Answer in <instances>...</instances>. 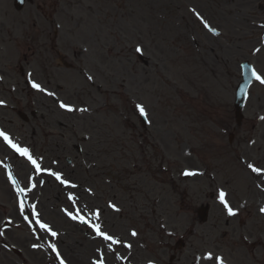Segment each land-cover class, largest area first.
<instances>
[{
  "label": "rangeland",
  "instance_id": "obj_1",
  "mask_svg": "<svg viewBox=\"0 0 264 264\" xmlns=\"http://www.w3.org/2000/svg\"><path fill=\"white\" fill-rule=\"evenodd\" d=\"M10 4L11 0H0V31H2L7 23L8 27H16L17 25L22 27L20 23L24 22V27L35 26L37 30L43 28L46 32H50V34L45 33L40 35L36 33L35 29H32L30 37H35V39L41 37L44 42H49V40L53 41V37H55L54 33L58 32L57 39L60 41V39L65 37L61 32H73L74 34L72 36L67 35L71 36L72 40L66 38L64 41L71 43V45L74 44L79 51L87 47V50H93L95 55L100 58L105 54V50L110 53V56L108 54L109 61L111 62L110 79H108V99L106 100L103 95L98 96L94 91L92 96L89 93H84L78 97L79 103L90 106L91 111H89V114L79 116L77 141L81 142V136L87 135L88 132L92 133L93 139L98 141L95 147V154L93 155V173H89L86 166L66 164L65 158L68 154L67 152L70 149V145L75 141L74 134L71 133L72 130L69 128L61 129L55 135L47 131L48 133L43 137L40 134L30 136L29 128L21 125V122L16 121L9 111L3 110L1 112V118L16 136L32 145L35 152L42 156L47 164L56 161L60 169L80 181L82 188L94 187L95 194L92 199L83 193L84 200L90 201L88 203L83 202V204H89L96 210H99L103 205L106 206L107 201H110L119 207L121 212L118 214L116 212H109L107 208L104 209V223L107 228L113 230L123 240L130 242L132 247L128 250L120 248L113 254L108 253V260L111 264H113L114 257L119 255L126 257L129 261L143 258V254H148L142 246V244H145L148 235L143 231L140 233L137 231L139 234L134 240L127 233L128 229L125 228L129 223L128 221L133 216H136L135 205L130 202L127 194L112 187H107L105 185L107 178L103 173L109 158L115 160L116 165L121 164L122 166L128 165L125 158L130 160V164L134 161L132 155L121 157L118 154H114L110 156V147L106 143H103L105 142L103 140L107 139L112 133L119 135L127 134L120 125L121 93L117 86L118 84L112 78H118V76L122 78L129 90L132 89L130 87L131 84L136 83L134 73H130L129 70L125 73L118 70L114 56H119L122 52L125 54L126 51L134 54L133 51L139 47L141 52L150 58L151 63L149 68L141 66L143 71L148 69L142 74V85L145 87L141 92L135 93L140 97H149L150 102L155 106L154 111L159 114L164 109L163 107H165L159 106V104L160 102H165L168 96H170L175 106L178 105L177 97H180L188 105H192L193 102H207V105L211 103L212 106H215V96L210 98L211 95H215V77L209 76L207 71L200 67L199 58L207 57L210 63L214 65L216 48L222 47V51H228L225 48L229 47L228 45L223 47L222 40L220 39L230 41L231 43L236 41L239 46V54L246 51L245 41L250 47L257 36L252 28L257 16L253 10V6L262 4V0H32L20 12L11 10ZM45 6H51L54 10L47 12ZM188 6L208 18L211 25L220 30L222 37L220 39H214L209 35H205L200 29H197L195 27L196 22L187 9ZM40 8L43 11H40ZM261 18H264V12L261 14ZM247 22L251 23V27L247 25ZM185 23L188 24V27ZM57 27L59 28L58 30ZM30 40L33 39L30 38ZM196 41L199 42V45H197ZM139 44L141 45L139 46ZM99 46L104 48L98 50L97 48ZM211 48L213 49L211 51L212 54L209 53ZM17 51L19 52L20 50ZM242 58L247 59L245 57ZM256 64L262 67L261 63L256 62ZM77 66L82 67L87 72L94 71L92 64L86 61L80 65L77 64ZM0 73L2 72L0 71ZM40 74V71L33 73L34 76H39ZM12 75V72L6 73L8 79ZM211 77L213 79H209ZM166 79H168L169 87L163 84V82H166ZM190 79L192 81H189ZM96 81L100 83L105 82L100 76H97ZM200 82L203 89L212 90L213 92L210 96H201V98L193 99L194 93L191 90V86L194 83L199 84ZM255 87L253 91L254 95L261 98L264 95V88L259 86ZM66 89L70 90L72 95L76 97L75 90L71 87ZM34 93H30V96L32 94L30 97L31 100L39 101L43 99L40 92ZM186 94L189 95L190 99L186 97ZM15 95L16 99L17 97H23L21 92ZM160 95H163V97ZM256 110H260L261 113L264 111L263 99H261L260 104L252 100L246 111L247 116L249 118L255 117ZM176 113H180L181 116H186L184 110L176 111ZM161 116L163 114L157 115L156 113H152V118L155 122ZM65 120L70 121L69 119ZM90 122L95 124L93 128L88 126ZM105 123H108L105 126L106 128L103 127ZM198 142L199 140L193 138L176 139L174 147L177 146L178 151L176 148L171 150L162 143L166 151L165 153L168 152L169 161L174 169H176L174 174L176 186L174 188L171 187L172 192L169 194L166 203L161 205L163 209L167 210L166 216L175 218V222L180 219L175 216H190L191 218L197 216L196 209L201 204L209 203L210 206L212 205V210L206 224H196L193 227L190 222V227L195 228L197 234L200 230L208 232L210 228L219 225L222 226L223 222L231 217L216 195L215 198L211 199L204 197V192L209 188L208 184H210L213 191L216 188L212 184L217 181L212 180L211 175H215L221 186L220 188L228 192L226 193L223 189H218V191L223 190L226 193V201L231 208L237 200H239L237 204L240 202L249 204L247 200H250L247 190L250 182L248 172L245 169L248 167V163L242 164L241 162H236L232 165L233 167L229 169V172L234 173L235 180L233 183L228 181V183L225 182L226 184H223L224 180L221 178V170L224 163L216 162L213 159L214 157L207 155L205 152L199 155L201 157L200 159L181 155L182 152L188 149L191 143ZM54 145H56L55 148L57 150H54ZM68 156L70 155L68 154ZM178 167H180L179 171H177ZM184 167L193 169L192 171H197V173L195 176L191 175L190 177H186L187 179H181L179 174L181 175L180 170ZM16 168L18 174L25 179L29 170L19 167ZM114 169L117 172L119 171L118 167H114ZM105 187L109 191L110 196L113 194L117 196L116 199H113V197L106 199V195L103 197ZM141 190L144 191V188L141 187ZM9 191V189H6L2 175L0 174V216L11 213L12 208H15L13 196L10 195ZM42 192H44L43 196L37 199L42 216H45L56 225H61V215L58 208L64 202H48L45 198L49 194V189L44 188ZM129 192L132 196H135L131 190ZM37 198L39 197L37 196ZM141 204L145 205L143 201H141ZM251 211L252 209L248 212L247 210H243L242 212V222L251 224V230L254 233L252 238L254 240L253 254L255 260L251 264H264V217L259 216L257 211L254 213H251ZM120 215H122L123 221L119 222L117 221V216ZM148 216H151L150 213ZM138 217L143 218L141 216ZM154 217L157 219L164 218ZM183 220L184 218L181 219L180 228L183 227ZM63 229L75 240L83 239L78 243H71L73 244V251L67 253L68 260L71 264H89L91 258H96L94 249L97 245L95 244L90 248V241L88 238H85L78 228L63 227ZM14 243L17 247L24 248L23 243L19 241H14ZM148 251L155 252L154 247L148 248ZM224 251L227 258L232 260L230 250L227 249ZM24 254L25 258L30 262H35L38 259L35 254L27 250H24Z\"/></svg>",
  "mask_w": 264,
  "mask_h": 264
},
{
  "label": "flooded vegetation",
  "instance_id": "obj_2",
  "mask_svg": "<svg viewBox=\"0 0 264 264\" xmlns=\"http://www.w3.org/2000/svg\"><path fill=\"white\" fill-rule=\"evenodd\" d=\"M264 11V7L262 9ZM45 67H52L50 62L44 63ZM231 118H228V122L226 125L228 128H232L231 126ZM135 129L137 127L135 126ZM238 130V127H236ZM167 132V131H166ZM140 144V143H139ZM169 167L166 170H162L160 166L156 164H150L147 166L146 172L150 173L152 177H160L161 179H170L171 175L169 172ZM142 182L140 181V184ZM138 186L137 183L134 184V188ZM155 199L157 200L159 196L156 195L155 192H150ZM148 192H145V195H148ZM136 195H143L141 192H136ZM185 220L190 221L189 216L185 217ZM185 229L180 228H172L169 230L170 234H158L157 235V242L159 246L155 249L156 252V260L160 261L161 258L164 257L165 252L169 253V262L168 264H186L185 260L190 258L191 251H190V243H191V236L185 232ZM181 239L178 241V238ZM185 241L189 243L186 244ZM9 244L6 243L0 235V264H16L15 262L11 261L8 253H12V251L8 248ZM200 252H196L193 254L195 257H199ZM23 264H28L26 261H23Z\"/></svg>",
  "mask_w": 264,
  "mask_h": 264
},
{
  "label": "snow or ice",
  "instance_id": "obj_3",
  "mask_svg": "<svg viewBox=\"0 0 264 264\" xmlns=\"http://www.w3.org/2000/svg\"><path fill=\"white\" fill-rule=\"evenodd\" d=\"M197 17H198L199 19H201L202 22H204V21H203V18L200 17L198 13H197ZM204 26H205V27H209V25H208L206 22H204ZM212 31L215 33V29H212ZM136 51L139 52V51H141V49L138 47V48L136 49ZM253 75H255L256 80H258L261 84H264V78H262L260 75H256L255 73H253ZM32 86H33L34 88L40 89V85H38V84H36V83H33ZM41 90H42V89H41ZM0 103H2V102H0ZM60 107H61V108H65V109L68 110V111H72V108H71L70 106L64 104V103H61V104H60ZM136 107H137V110L141 113V115H144V114H145V110H144L143 106H141V105H137ZM261 119H264V117H261ZM0 137L3 138V140L8 144L9 147H11L13 150H15L16 152H18L21 156L26 157L27 160L31 163V165L33 166V168L35 169V171H36L37 173H39V172L41 171V165L37 162L36 159H34V158L29 154L28 149L18 147L16 144H14V143L10 140L9 136H8L7 134H5L3 131H0ZM248 167H249L253 172H257V173H259V172H261V171H264V170H261V169H259V168L254 167L252 164H249ZM48 174H49V175H52V176H55V178H56L58 181H60V183H62V184H66V185L69 186V187H76V185L71 184L70 182H68V181H66V180H64V179H62V178H61V175H60L59 173H54V172L49 171ZM184 174H185V175H193L194 173L185 172ZM22 191H23V190H22ZM225 197H226V193H225L223 190H221V191L219 192V194H218V199H219L220 203L223 204L224 208L227 210L228 215H230V216H231V215H235V214H236L235 211L229 206V204H228V202L226 201ZM68 199H69V200H73V199H74V197L72 196L71 193H69ZM261 212H264V208L261 209ZM67 214H68L72 219H77V218H79V219L81 220V222H86V221L83 220V217H80V216H79V213H77L76 215H73L71 212H68ZM96 215H97V218H98V215H99V214L97 213ZM37 222L39 223V221H37ZM40 227H41L42 229L49 230V229H48V226H47L46 224H42V223H41V224H40ZM93 228H94V230L96 231L97 235H101V236H103V238H104L105 240L111 241L112 243H116V242H117L112 236L107 235L106 233L102 232V231H101V227H100L99 224H95V225H93ZM51 234H52L53 236H56V235H57L55 232H52ZM132 235H136V233L133 232ZM52 247L55 248L54 245H52ZM208 258H209V259L212 258V257H211V254L208 255ZM215 260H216V264H223L222 259H221L220 257H216Z\"/></svg>",
  "mask_w": 264,
  "mask_h": 264
}]
</instances>
